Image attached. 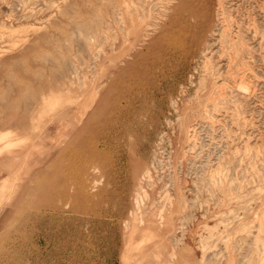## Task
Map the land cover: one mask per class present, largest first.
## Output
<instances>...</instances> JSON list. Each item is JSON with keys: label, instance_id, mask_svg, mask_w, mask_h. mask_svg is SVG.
<instances>
[{"label": "rangeland", "instance_id": "obj_1", "mask_svg": "<svg viewBox=\"0 0 264 264\" xmlns=\"http://www.w3.org/2000/svg\"><path fill=\"white\" fill-rule=\"evenodd\" d=\"M0 264H264V0H0Z\"/></svg>", "mask_w": 264, "mask_h": 264}]
</instances>
